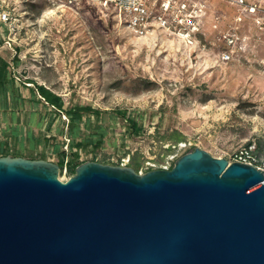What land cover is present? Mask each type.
I'll return each mask as SVG.
<instances>
[{"label":"rangeland","instance_id":"obj_1","mask_svg":"<svg viewBox=\"0 0 264 264\" xmlns=\"http://www.w3.org/2000/svg\"><path fill=\"white\" fill-rule=\"evenodd\" d=\"M15 2L27 14L16 35L0 34V56L10 63L19 84L16 98L23 101L16 105L15 124L23 139L27 132L37 139L34 150L24 145L23 158L57 164L58 157L48 151L50 141L68 153L60 178L69 179L70 168L80 163L69 149L67 117L54 115L38 86L57 95L67 110L91 109L75 141L97 142L103 135L94 162L104 165L121 166L130 155L143 166L138 173L145 174L171 170L196 148L228 160L254 139L264 146V66L256 58L222 63L209 49L216 46L210 32L202 39L205 46L160 33L138 38L97 6L48 15L42 5ZM251 2L264 8V0ZM235 11L225 1H212L206 21L216 15L227 23ZM82 159L93 162L90 154Z\"/></svg>","mask_w":264,"mask_h":264},{"label":"water","instance_id":"obj_2","mask_svg":"<svg viewBox=\"0 0 264 264\" xmlns=\"http://www.w3.org/2000/svg\"><path fill=\"white\" fill-rule=\"evenodd\" d=\"M0 157V264H264V175L196 148L171 170Z\"/></svg>","mask_w":264,"mask_h":264},{"label":"built area","instance_id":"obj_3","mask_svg":"<svg viewBox=\"0 0 264 264\" xmlns=\"http://www.w3.org/2000/svg\"><path fill=\"white\" fill-rule=\"evenodd\" d=\"M28 1L44 6L48 15L56 11L79 10L86 6L100 7L113 13L138 38L160 33L195 44L201 43L203 38L206 39L207 32H210L216 41L214 45L219 47L210 45L209 49L218 52L222 63L228 64L237 58L247 60L250 55L256 58L257 64L264 66V56L260 55L264 48V8L254 5L251 0H218L236 8L234 16H230L227 23L221 16L216 15L212 22L207 23L206 18L211 13L212 1L215 0ZM15 3V0H0V34L6 31L9 36H13L19 31L20 21L27 13L20 12ZM128 160L129 156L127 160L122 159L121 166H126ZM112 161L119 164L118 161ZM228 161L229 164L253 166L264 175V146L254 139L234 150Z\"/></svg>","mask_w":264,"mask_h":264},{"label":"trees","instance_id":"obj_4","mask_svg":"<svg viewBox=\"0 0 264 264\" xmlns=\"http://www.w3.org/2000/svg\"><path fill=\"white\" fill-rule=\"evenodd\" d=\"M2 42L0 41V48H1ZM19 84L16 82V79L14 78L12 72H11V65L10 63L4 59L2 56H0V113L6 116L7 112L9 111L11 114L12 121L15 126L12 130L11 138L13 141L21 142L24 144H29V146L34 149L35 143L37 142V139H35L30 132L25 133V140L26 143L23 141V135L24 132L19 127V124L15 122L17 121L16 114H15V108L16 105H18V100L16 98V88ZM38 94L44 99V101L55 111V116H60L61 114L65 115L69 121L68 127L71 132V140L69 142V149L72 153V156L79 160L80 163L77 165H74L70 168V173L74 175L76 173V169L85 163L82 159L83 155L90 154L92 161H95V151H96V145L102 144V136L100 135V138L98 141L92 140H78L75 141V139L78 137V134L80 133V125L84 120L85 115L91 114L90 108H80V107H73L69 110L65 109L64 102L54 93H52L49 89H47L44 86H38L37 87ZM20 107L23 106V101L20 100ZM21 133V137L18 138L17 133ZM136 133L139 134V130L136 129ZM101 134V133H100ZM6 137L4 135H0V140L5 139ZM9 143V142H8ZM48 143V151L51 155H55L58 157L57 165H59L61 171L63 172L64 168V162L66 158L68 157L67 151H64L59 148L60 144H52L50 141ZM69 151V152H70ZM6 157V156H5ZM137 172V170H136Z\"/></svg>","mask_w":264,"mask_h":264},{"label":"crops","instance_id":"obj_5","mask_svg":"<svg viewBox=\"0 0 264 264\" xmlns=\"http://www.w3.org/2000/svg\"><path fill=\"white\" fill-rule=\"evenodd\" d=\"M11 113L8 111L6 116H4L3 114L0 113V125L3 124V129L0 132V135H4L6 138L0 140V157H7V156H11V157H23L22 156V150H24V145H28L27 147H29V149L34 150L36 149V147L34 149H32L29 144H24L21 142H15L13 141V139L11 138V127L14 125L13 123H11L12 119L10 118ZM6 128H5V127ZM8 128V129H7ZM13 130V129H12ZM21 136V133L18 132L17 136ZM9 142V143H8ZM13 150H17L19 152L20 155H14L13 154ZM127 167H132L135 171L137 170V172H139V168L142 169L143 166H141V164L136 161L134 158H131V156L129 155V161H127L126 164Z\"/></svg>","mask_w":264,"mask_h":264},{"label":"bare ground","instance_id":"obj_6","mask_svg":"<svg viewBox=\"0 0 264 264\" xmlns=\"http://www.w3.org/2000/svg\"><path fill=\"white\" fill-rule=\"evenodd\" d=\"M61 180L65 181L66 179L61 178Z\"/></svg>","mask_w":264,"mask_h":264}]
</instances>
